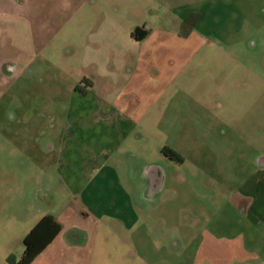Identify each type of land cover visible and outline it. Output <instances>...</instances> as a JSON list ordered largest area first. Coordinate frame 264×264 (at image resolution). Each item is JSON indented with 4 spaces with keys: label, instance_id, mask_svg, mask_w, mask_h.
Masks as SVG:
<instances>
[{
    "label": "rangeland",
    "instance_id": "rangeland-1",
    "mask_svg": "<svg viewBox=\"0 0 264 264\" xmlns=\"http://www.w3.org/2000/svg\"><path fill=\"white\" fill-rule=\"evenodd\" d=\"M167 1V9L158 7L166 26L150 45L162 56L151 59L146 71L151 87L167 88H153L133 109L142 117L131 148L137 155L124 158L134 166L103 172L98 194L91 188L67 197L59 189L51 213L62 235L32 264L158 261L167 253L157 251L165 228L158 216L167 212L168 229L177 207L222 206L249 174L254 154L264 150V0ZM47 5L48 0H26L28 18H0V264H15L22 255L36 215L29 205L37 179L43 165L57 158L46 156L42 146L48 135L59 143L65 91L87 84L76 80L74 64L64 70L65 57L52 60L68 45L61 37L78 49L83 28H62L54 36L59 27L48 19ZM138 14L135 22L143 19ZM139 160L165 175L162 193L158 189L156 201L146 205L150 220L134 204L140 195L132 183L144 182Z\"/></svg>",
    "mask_w": 264,
    "mask_h": 264
},
{
    "label": "crops",
    "instance_id": "crops-1",
    "mask_svg": "<svg viewBox=\"0 0 264 264\" xmlns=\"http://www.w3.org/2000/svg\"><path fill=\"white\" fill-rule=\"evenodd\" d=\"M17 1L7 4L0 1L1 19L6 20L14 13L17 18H28L30 11L24 9L26 0ZM168 3L167 0H48V19L59 27L54 36L66 27L75 30L74 33L75 27H81L85 34L77 50L61 37L68 45L58 53L55 51L52 60L65 57L64 70L69 71L74 64L71 72L77 73L76 80H85L87 84L82 92L77 86L65 91V126L59 143H54L51 135L44 141L43 153L46 156L56 153L57 158L51 165L44 164L40 171L42 180L37 179L38 189L29 205L36 215L27 233L44 216L49 215L56 221L51 211L57 208L53 202L59 189L67 193V197L83 196L91 188L98 194L102 189L100 183L104 177L100 175L103 172H114L123 164L129 169L134 166L130 159L124 158L137 155L131 148L142 117H137L133 109L147 94L158 89L151 87L150 74L146 71L151 59L162 56L153 52L150 45L168 19L163 17L165 11L160 12L158 7L165 10ZM135 12L142 14L140 22H135ZM32 21L35 19L30 17ZM136 30L138 39L132 35ZM251 163L249 174L222 206L216 205L213 211L177 207L175 224L168 229L170 216L167 212L160 214L158 219L165 228L158 233L162 242L157 251L167 253L148 264H264V150L256 152ZM138 166L142 167L144 182L132 183L140 195L134 199V204L137 213L150 220L152 211L146 205L156 201L158 189L162 193L165 175L163 169L152 168L143 161L139 160ZM60 226V233L33 262L62 235Z\"/></svg>",
    "mask_w": 264,
    "mask_h": 264
},
{
    "label": "trees",
    "instance_id": "trees-1",
    "mask_svg": "<svg viewBox=\"0 0 264 264\" xmlns=\"http://www.w3.org/2000/svg\"><path fill=\"white\" fill-rule=\"evenodd\" d=\"M138 30L132 35L138 39ZM76 89L80 91L77 86ZM163 154L172 155L171 152L164 151ZM175 159L181 161L179 157L173 154ZM61 226L51 216L42 217L37 224L26 234L23 239V252L19 260L15 264H31L33 260L39 256L60 233Z\"/></svg>",
    "mask_w": 264,
    "mask_h": 264
}]
</instances>
